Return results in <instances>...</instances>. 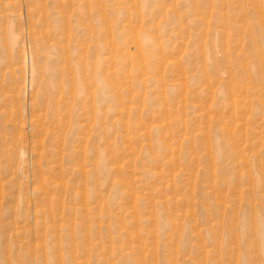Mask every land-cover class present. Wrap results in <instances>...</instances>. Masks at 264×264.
Listing matches in <instances>:
<instances>
[{"label": "rangeland", "instance_id": "obj_1", "mask_svg": "<svg viewBox=\"0 0 264 264\" xmlns=\"http://www.w3.org/2000/svg\"><path fill=\"white\" fill-rule=\"evenodd\" d=\"M0 264H264V0H0Z\"/></svg>", "mask_w": 264, "mask_h": 264}]
</instances>
